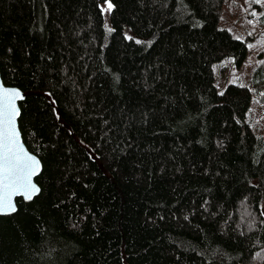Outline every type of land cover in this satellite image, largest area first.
Listing matches in <instances>:
<instances>
[{
    "label": "trees",
    "instance_id": "16d2710c",
    "mask_svg": "<svg viewBox=\"0 0 264 264\" xmlns=\"http://www.w3.org/2000/svg\"><path fill=\"white\" fill-rule=\"evenodd\" d=\"M223 2L0 0V75L42 164L39 194L0 216V264H264V130L247 120L264 59L218 90L214 64L248 53Z\"/></svg>",
    "mask_w": 264,
    "mask_h": 264
},
{
    "label": "rangeland",
    "instance_id": "374dc122",
    "mask_svg": "<svg viewBox=\"0 0 264 264\" xmlns=\"http://www.w3.org/2000/svg\"><path fill=\"white\" fill-rule=\"evenodd\" d=\"M261 1L262 0H224L223 2L218 26L228 30L233 37L244 41L248 53L244 65L237 70L231 68L232 59L230 57H226L214 64V79L220 91L222 85L228 82L237 83L239 85H251L249 73L264 59V22H259V16L263 11L262 7L261 13H258V11L253 8L254 4ZM108 3L109 2H102L100 4L106 33L110 30L108 22L109 11L105 10L108 7ZM253 97H255V94H253ZM247 120L253 130H264V115L262 109L257 111L250 110Z\"/></svg>",
    "mask_w": 264,
    "mask_h": 264
},
{
    "label": "snow or ice",
    "instance_id": "6c2138e0",
    "mask_svg": "<svg viewBox=\"0 0 264 264\" xmlns=\"http://www.w3.org/2000/svg\"><path fill=\"white\" fill-rule=\"evenodd\" d=\"M112 4L108 3L106 11H110ZM20 93L15 90L0 91V214L16 211L12 197L23 193L25 198L31 199L39 189L32 183V177L38 174L39 161L24 152L19 142L16 119L19 111L16 101Z\"/></svg>",
    "mask_w": 264,
    "mask_h": 264
},
{
    "label": "water",
    "instance_id": "95a60500",
    "mask_svg": "<svg viewBox=\"0 0 264 264\" xmlns=\"http://www.w3.org/2000/svg\"><path fill=\"white\" fill-rule=\"evenodd\" d=\"M2 90H15V91H18V92L20 93L21 98L18 99V100L15 102V103H16V107H17V109H18V111H19V116H20L19 102H21V101L24 100V98H25V94H24V92H22V91H21L19 88H17V87L5 85V84L3 83L2 78H1V75H0V91H2ZM19 116H18L17 119H16V128H17V131H18V133H19V142H20V145H21V147L24 149V152H25V153H27L28 155L32 156L34 159H36L37 161H39V171H38V174L35 175L34 177H32V183H33V184L39 189V191H38L36 194H34V195L32 196L31 199H27V198H25V196L23 195L22 192L16 194L15 196H13V197H12V202H13V204L15 205L16 211H17V199L20 198V199H22L24 202H28V201H31L34 197H36V196L39 194V192H40V186L37 184V182L35 181V179H36V177L40 174V172H41V170H42V164H41V161H40V159L38 158V156H36V155L33 154L32 152H30V151L28 150V148L26 147V145L24 144V142H23V138H22V136H21V132H20L19 125H18V118H19ZM2 194H3V188H2V186H0V195H2ZM16 211L11 212V213L6 214V215H12V214H14ZM6 215H5V214H0V216H6Z\"/></svg>",
    "mask_w": 264,
    "mask_h": 264
}]
</instances>
